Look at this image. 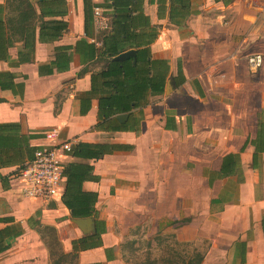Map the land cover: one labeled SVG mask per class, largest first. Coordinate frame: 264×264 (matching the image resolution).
<instances>
[{
  "label": "crops",
  "instance_id": "crops-1",
  "mask_svg": "<svg viewBox=\"0 0 264 264\" xmlns=\"http://www.w3.org/2000/svg\"><path fill=\"white\" fill-rule=\"evenodd\" d=\"M0 5L4 17L6 0ZM66 7L63 35L36 38L29 57L2 25L0 73L12 76L0 86V122H18L38 147L55 130L72 146L111 148L99 159L61 156L63 168L93 166L82 188L97 193L95 233L104 228L99 246L78 252V264H128L124 240L143 226L150 237L205 241L200 264H264V0H66ZM116 46L134 57L120 59L128 76L113 79L102 73L122 52L101 51ZM255 52L263 65L252 72L247 56ZM124 88L134 95L124 97ZM16 169H0L8 175L0 181V244L9 243L0 264H51L40 224L56 228L65 253L73 239L95 234L71 221L61 201L65 179L51 201L25 197Z\"/></svg>",
  "mask_w": 264,
  "mask_h": 264
},
{
  "label": "trees",
  "instance_id": "trees-1",
  "mask_svg": "<svg viewBox=\"0 0 264 264\" xmlns=\"http://www.w3.org/2000/svg\"><path fill=\"white\" fill-rule=\"evenodd\" d=\"M183 6H185L184 3L181 4V7ZM6 7L7 12L4 17L0 12V38L3 34L1 30L2 25L7 23L6 27L9 29L10 36L22 41L23 47L26 50L23 54L28 57L34 52L36 38L39 42L51 43L58 40L68 28V21L65 18L67 14L66 0H40L35 3L30 0H6ZM36 7L38 8V12ZM87 18L88 16L85 14L86 22ZM4 48L5 45L0 44V57L2 56ZM128 48L130 47H103L101 52L108 53L109 56H114ZM108 65V68L102 73H106L105 76L113 79L119 77L121 74L128 76L125 65L120 59H109ZM111 65H113L115 71H113ZM135 66L132 68L134 69ZM5 75L12 76L11 74L0 73V86L2 87L7 85ZM161 86L162 81L160 80V91L162 89ZM123 93L124 97H132L134 90L124 88ZM36 136L34 134L22 133L18 122H0V169L16 165L17 169L14 173L17 174L18 170L23 167L25 161L31 159L34 151L38 148V146L32 145L29 142ZM110 151L111 148L106 144L79 142L72 146L70 153L76 157L99 159ZM92 169L93 166L91 164L74 162L67 163L63 168L65 185L61 194V201L69 210L72 218L97 217L95 208L97 193L85 191L82 188V183L91 177ZM7 177L8 175L0 172V181L2 183L5 184ZM103 231L104 228L98 230L94 235L73 239L71 251L65 253L58 238L57 230L53 225L40 224L37 228V232L48 248L51 264H78V252L99 246L101 244L99 237ZM2 240L3 238H0V242ZM174 243L177 246L190 244L177 240ZM8 246L9 243L3 241L0 244V252L6 250ZM123 256L125 257V254ZM172 256L174 258L177 256V260L169 258L167 261L168 264H200L203 258L202 253L197 251V249H193L182 255L180 252H173ZM125 261L130 264L127 259ZM155 263L156 261L151 262L146 258L143 264Z\"/></svg>",
  "mask_w": 264,
  "mask_h": 264
},
{
  "label": "built area",
  "instance_id": "built-area-1",
  "mask_svg": "<svg viewBox=\"0 0 264 264\" xmlns=\"http://www.w3.org/2000/svg\"><path fill=\"white\" fill-rule=\"evenodd\" d=\"M94 21L98 25L104 24L100 8L93 9ZM250 71L255 72L263 65V55L255 52L247 56ZM51 140L48 144L39 146L33 157L23 164L15 174L21 181V193L25 197L40 198L51 201L62 190L63 164L61 156L71 151L72 141H58L55 130L45 133Z\"/></svg>",
  "mask_w": 264,
  "mask_h": 264
},
{
  "label": "rangeland",
  "instance_id": "rangeland-1",
  "mask_svg": "<svg viewBox=\"0 0 264 264\" xmlns=\"http://www.w3.org/2000/svg\"><path fill=\"white\" fill-rule=\"evenodd\" d=\"M148 233H150V228L146 226L130 229L128 238L124 240V260L127 259L130 264H143L148 258L151 262L156 261L155 264H168V259L174 258L172 256L173 252H180L182 255L193 249H198L199 246H206L205 241L177 246L174 243L175 239L172 234L150 237ZM58 238L61 243L60 235H58ZM174 259L177 260V256Z\"/></svg>",
  "mask_w": 264,
  "mask_h": 264
},
{
  "label": "water",
  "instance_id": "water-1",
  "mask_svg": "<svg viewBox=\"0 0 264 264\" xmlns=\"http://www.w3.org/2000/svg\"><path fill=\"white\" fill-rule=\"evenodd\" d=\"M134 57V50H127L114 57V59L119 60L127 57ZM125 115H119L118 118L122 119ZM71 221L84 233H95L94 220L92 217H80L72 218Z\"/></svg>",
  "mask_w": 264,
  "mask_h": 264
}]
</instances>
